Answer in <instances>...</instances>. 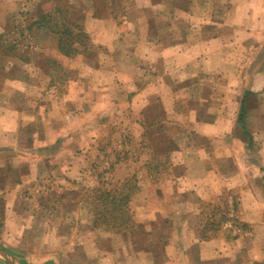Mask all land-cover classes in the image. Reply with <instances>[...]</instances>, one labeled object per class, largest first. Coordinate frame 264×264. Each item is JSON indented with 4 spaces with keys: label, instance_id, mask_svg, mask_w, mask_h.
I'll return each mask as SVG.
<instances>
[{
    "label": "crops",
    "instance_id": "crops-1",
    "mask_svg": "<svg viewBox=\"0 0 264 264\" xmlns=\"http://www.w3.org/2000/svg\"><path fill=\"white\" fill-rule=\"evenodd\" d=\"M133 1L129 10L115 21L112 12L107 13V10L115 8L116 4L113 5L112 1L107 0L103 6L104 10L99 8L105 12V15H102L104 12H100L101 17L88 13L83 18V27L88 31L89 25L111 26L115 33L109 40L103 42L98 37L95 39L96 44L105 45L110 51L113 49L110 46L111 41L119 40L122 36L124 39L125 35L129 36L132 32L138 35L140 31L137 26H147L143 29L147 32L148 43L145 52L148 57L147 79L152 83L133 84L132 89H128L126 93L125 101L121 103L130 105L137 119L140 118L141 121L145 118L149 119L146 127L156 124V121L167 123L172 113L174 119L188 122L187 126L179 124L184 130L178 134V137L187 138L183 141L190 144L194 150L198 172L189 175V171L186 170L187 172L177 176L168 175L160 182L163 186L162 189L159 188L160 192L159 189H154L153 185H146V192L141 191L142 193L139 194L144 195V199L140 203L136 202V199L132 202L137 222H148L151 225L152 222L161 221L165 223L164 225H169L168 235L163 239L164 241L158 239V241L162 240L159 255L158 251H155L154 240L152 244L147 242L141 245L140 236H137L139 233H113L93 226L88 206H85L84 210V231L80 230L81 226L76 222L71 226H62L61 222L59 224L51 222L54 216V220L57 221L59 211L57 206L52 209L50 206L42 205L41 196L28 191L32 186L27 192L17 190L26 189L25 185L29 181L34 180L37 185L40 183L42 178H38L37 172H33L35 174L33 179L17 176L19 183L6 182L0 175V183L5 185V190L0 193L5 210L1 220L0 233L3 235V242L2 245L0 244V250L9 255L7 258L0 256V264H264V65L246 64L247 54L252 52L251 47L243 50V54L238 51V55L235 49V42L238 40L246 44L247 39H251L246 38L250 30L243 28L241 24L252 17L255 20H264V0H243L240 5H236L238 3L236 0H219L227 5L226 21L218 15L220 7L215 8L214 4L205 0L194 2L188 0L184 4L185 9L181 12L183 14L195 12L194 26L197 27L193 29L195 33L178 32L177 26H173L164 33L153 31V36L149 32L152 27L151 20L142 14L134 15V12L138 9H141L138 12H142V9L150 10L153 6H157L165 9L166 13L172 10L176 15V7L172 6L171 0L169 2ZM251 5L253 10H250ZM11 6L12 4L8 2L0 4L2 14L0 16V96L6 98V88H18L14 89V92L16 90L19 92L16 91L17 93L14 94L21 98L22 104H33L34 100L38 103L44 91L47 89L45 92L47 94L49 86L55 84L44 83L48 73L45 71L47 65L40 57L42 50L27 45L25 50L21 51L20 47L19 52L13 54V45L4 42L8 41L5 35L10 31L6 28L7 25L11 21L17 23L12 18ZM131 8L135 11H131ZM24 9H29L28 4ZM215 19L230 26L226 35L213 32ZM251 22L249 20V24ZM237 25L240 26L238 29ZM204 26L211 33L205 34ZM87 31L85 32L88 33ZM91 39L93 41L92 37ZM189 40L190 43L191 41L195 43L193 47H188ZM226 40L234 43H231L227 50L222 49L223 53L230 54V59L225 58L227 61L221 68L219 47L221 42ZM161 41L167 42V45ZM198 42H206L208 50L211 46L212 52L209 54V51H205L203 45ZM55 49L52 50L51 57L65 59V56L58 53L57 48ZM114 55L126 57L122 50H117ZM71 60V58L65 59L69 72L72 70L69 66ZM243 63L247 65V70ZM136 66L139 67L137 64ZM99 70L103 68L100 67ZM167 71L175 84H179L178 88L176 85L167 84L166 81L162 83L159 80V75H164ZM171 72L174 74L170 75ZM221 72H227L228 76V80H223L226 81L223 90L220 88L221 85L216 83L220 79L207 84L201 80L209 74L217 78ZM14 73L20 75L14 76ZM156 76L158 83H155ZM34 77L37 80L36 87L42 91L37 95L23 89L25 86L23 81L28 78L33 80ZM120 84L118 79L115 80L117 87L121 86ZM76 85L78 81L69 79L64 85L66 91L61 96L53 97L62 101L71 100L72 96L73 98L82 96ZM55 88L57 89L56 86ZM121 89H124V86H121ZM161 89L162 95L158 93ZM241 89L251 93L245 100L247 120H245V129L241 128L243 132L237 124L238 116L235 114L243 97ZM177 90L185 91V96L188 98H179V96L176 98ZM188 91L197 93V100L194 101L197 107L194 109L190 107L189 102L186 104V101H190ZM252 100L257 104L254 107H251ZM173 101L177 103L176 109L173 107ZM7 102L5 106H16L8 99ZM157 103L160 108L159 116H152V109ZM5 108L3 109L6 110ZM199 109L201 112L197 114ZM18 111H20L18 118L21 116L20 119L27 123L22 116L28 114L29 110L19 108ZM31 111H34V108ZM47 111L48 109L38 108L33 114L37 119L39 114H47ZM46 120H49L47 129L42 130V133L37 131L35 136L40 139L47 134L51 136L50 143H54L64 125L58 127L59 122L45 118L41 120L39 127L43 126ZM140 120H136L138 125L145 127ZM74 133L76 132L71 131L65 135L73 136ZM85 133L89 135L88 130ZM83 147L82 150L89 153L90 143L88 145L85 143ZM120 147L122 146H119L118 150H121ZM183 152L182 147L171 150L170 155L175 158L174 165L184 163ZM59 161L60 158H57L55 165ZM66 165L64 176L68 179H74L71 174L76 173L77 170L85 171L83 170L85 168L81 169L82 166L75 161H70ZM24 174H27V171ZM145 182L144 178L141 180L139 178L140 186ZM8 185L11 187H7ZM13 186L15 187L12 188ZM187 193H193L195 197L188 196ZM69 197L70 199L61 198L75 204L77 199ZM218 206H220L219 216L213 215L214 208L218 209ZM31 212L36 213L35 217ZM66 212H73L76 217V214L81 216L80 208L76 206L70 210L66 209ZM174 216L177 218L176 221L172 220ZM67 236H72L74 239L69 242ZM159 256L162 259L158 260Z\"/></svg>",
    "mask_w": 264,
    "mask_h": 264
},
{
    "label": "rangeland",
    "instance_id": "rangeland-1",
    "mask_svg": "<svg viewBox=\"0 0 264 264\" xmlns=\"http://www.w3.org/2000/svg\"><path fill=\"white\" fill-rule=\"evenodd\" d=\"M110 1L113 2V5L116 4V7H113V10L108 8L107 13L112 12V18L115 21H118L120 17L129 10L130 5L134 3L133 0ZM152 1L163 2L164 0ZM165 1L169 2V0ZM171 1L172 6L176 7L177 9L176 13L180 15H175L172 10L170 11V13H166L165 9L163 10L161 7L157 6H153L152 9H150L151 11L148 9H142V12H138L141 11V9H138L137 12H134V15L139 16L140 14H142L151 20L150 22L152 24V27L149 30L151 36H153V31L155 33H164L166 29L170 30L169 27L173 26H177L178 32L180 31L182 33H195V31H193V29L197 28L196 26H194V23L196 22L195 12L193 11L189 14L188 12H184V14L183 12H181L182 9H185L184 4L188 0ZM189 1L194 2L196 0ZM205 1L214 4L215 8L220 7L221 9L218 12L220 14L218 15L223 17L226 21V15L228 14V12L225 10V7L227 5L219 0H213L214 3L212 0ZM7 2L12 4V18H14L17 23L14 24L13 21H11L7 25L6 28H8L10 31L5 35V38L8 41L4 42L9 45H13V54H15L17 51L19 52L20 47L22 49L21 51L25 50L27 45H29L28 47H34L38 50H42L43 53L40 54V56H44L43 54H48L50 57V62L48 64L46 63L47 66L45 68V71L48 74L45 77L44 83L46 85L53 82L57 89L55 88V86H49L48 93L45 94V92L47 91L46 89L44 91V97L42 96V98H40V102L36 103V101L34 100L35 103L33 104L21 103V98L17 96V94H14L19 92L18 90H16L17 92H14V89L18 88H6V98L0 96V167L3 166L2 168H0V175L5 178L6 182H12L14 178H17V176L25 179H33L35 175L34 173L37 172L38 178H42L40 183H38L39 181L37 182L38 185L33 180L29 181V183L25 185L26 189L19 188L17 190L21 192H27V189L32 186V188H30V190L28 191H32V194H35L36 196H41L40 199H42L40 200V203L42 205H44L45 207L50 206L52 209H55L57 206V211L59 210L58 216L56 217L57 221L54 220V216L53 219H51V222H54L56 224H59L61 222L62 226L75 225L76 222V224L81 226L80 230L84 231V210L86 209L85 206H88V204L86 203V201L82 202L81 200L80 202V198L82 196V198H85V190L97 186L108 187L110 185H114L121 178H123V176H131L133 172H137L136 177L137 179L140 178L141 180L142 173L138 169V167L140 166L139 162H143V160L147 156L153 154L155 156H159V158H156V160H165L164 154L166 152L168 155L166 157V163L168 165L166 175L169 176L175 174L177 176L182 173L184 174V172L187 171H189V175H193L198 172V170L196 169V166L198 165L196 163L197 159L194 150H192L190 144L183 141L187 138L178 137V134L184 130L179 124L182 123V126H187V121L184 120L180 122L177 119H174L175 116L172 113L169 116L168 121H166L167 123L156 121V124H152L150 125V127H146V125L148 124L147 120L149 119L145 118L146 120L144 119L142 121L140 120V118L137 119V115L133 113L131 106L127 104L123 105V103H121L125 101L126 93L128 92V89H132L133 84L135 85L138 83L147 85V83H152V81L147 79L149 75L147 73L148 57L145 52L147 51L148 43L146 34L147 32L143 31V29H146L145 27L147 26H137L140 31V34L138 35H134L132 32L129 36L125 35L124 39L122 36L119 40H114V42L111 41L112 44L110 46L113 49L110 51L106 49L105 45H102L100 43L96 44L97 42H95V39L96 37H98L103 42L109 40V38H111V35L115 33L112 31L113 29L111 28V26L109 27V25L105 24H100L98 26L96 25V27L89 25L88 31L83 27L84 32H88L87 35H93L91 36L93 38V41L91 37L88 36L87 50H85L86 53L83 56L71 58L72 60L69 62V66L72 67V70L68 74V76H64V73L61 72L68 71V66L65 64L66 62H63L62 59L57 60L56 62L55 58L51 57V54L53 52L52 50H56L55 48L57 44V37L45 28H41L38 30L34 28L32 30L26 31L25 27L28 22L23 21L22 23V18H25L26 20L29 17L38 16V14L42 13V11L45 12L48 10H52L54 8L53 6L56 4H69V10H71V6H73L75 9L71 10V12L74 13L70 17L72 20H74L78 15L81 17L83 16L84 18L88 13L94 14L93 16L99 15L101 17L102 15H105L103 6L107 2V0H4L3 2H0V4H5ZM236 2H238L236 5H240L243 0H236ZM25 3L29 6L28 10L24 9L26 5ZM36 5L37 9L35 8ZM99 8L103 10H100ZM78 10H81L83 14H78ZM250 10H253V5L250 6ZM25 11L29 12L28 17H26V15H20V12ZM131 11L135 10L131 8ZM167 11L169 10L167 9ZM100 12L104 13L101 15ZM0 16H2L1 11ZM83 20L84 19H82V21ZM249 20L252 21L250 24ZM249 20L246 19L245 23L241 24V26L250 30L248 32V37L246 35L245 36L246 38L250 37L251 39H247L246 44H244V42H239V40L235 42L237 55L239 54L238 51H241L240 53L243 54V50L251 47L252 52L247 54L246 64L249 65V63H252V65H254L255 63H261L262 65H264V20H255V18L253 17ZM216 22H214L213 32L219 33L220 35L225 34L230 26H228L227 24L219 23L218 21ZM236 27L238 29L240 26L237 25ZM205 28V34L211 33V31L207 27ZM21 29H23L22 32L20 31ZM21 34L23 35V38L20 37ZM116 34H118L117 31ZM161 43H165L167 45V42L165 41H161ZM199 43L201 42H198V44ZM231 43L234 42H228L227 40L221 42V45L219 47L221 48L219 58V66H221V68L227 61L225 60V58L230 59V54H228V52L223 53L222 49L224 48L225 50H227L228 46H230ZM201 44L203 45V49L205 51L208 50L206 42H202ZM192 45H195L193 41L188 44V47H193ZM117 50H122V52L126 54V57L114 55L116 54ZM208 51L209 54L210 52H212L211 46H209ZM53 64L56 67L53 71H50ZM136 64L139 65V67L136 66ZM247 65H243L246 70ZM97 66L99 68L102 67L103 70H99ZM171 74H174V72H171L170 75ZM18 75L20 74L14 73V76ZM133 76L135 78H133ZM159 78L162 83L166 81L167 84L169 83L176 85L177 88L179 86V84H175V82L169 77L168 71L165 72L164 75H159ZM69 79H73L76 82L78 81L76 89L82 92V96H75L74 98L72 96L71 100L65 99L62 101H58V99L54 97L55 95L61 96L63 92H65L64 84ZM117 79L121 82L120 85L124 86V89H121V86L117 87L115 85V80ZM201 80L205 84L216 82L217 80H219V82L216 83L220 84V88L221 90H223V86L226 84V81L223 80H228V76L227 72H221V74H219V77L217 78L209 74V76H204V78H202ZM23 83L25 84V86L23 87L25 91L31 92L34 95L42 92L40 91L39 87H36L37 80L35 77L33 78V80L31 78H28L27 80L25 79ZM155 83H158V76H156L155 78ZM177 91L178 92L176 98L178 96L179 98L187 97L185 96V91ZM188 92L190 101H186V104L189 102V105H191L190 107L194 109L197 107L194 102L197 100V93L190 91ZM241 92H243L244 94L245 90L243 91L241 89ZM158 93L162 95L163 90H159ZM7 99L10 103H15L14 105L16 106H5V103H8ZM173 102V107L174 109H176L175 107L177 103H175V101ZM256 105L257 104H255L254 100H252L251 107H254ZM4 107H6L7 109L5 108L6 110H4ZM180 107H178V109ZM19 108L29 110L28 114L25 113L22 116V119L26 120L27 123L20 119L21 116L18 118L20 113V111H18ZM33 108L34 111H31ZM38 108L45 110L48 109V111L47 114H39L36 119L33 112H36ZM159 109L160 108L157 103L156 106H154V108L152 109V116H159ZM201 109H199L197 114L201 112ZM235 114L238 116V109ZM45 118H50V120L52 119L53 122H59L58 127L64 125L61 133L58 137H56V139H59L58 143H50L51 136L47 134L40 139L36 138L35 135L37 131H40V133H42V130L44 131L45 129H47L49 125V120H46L45 124L39 127V125L42 123L41 120ZM136 120H140L141 123L145 124V127H143L142 125L139 126ZM245 120H247V112L244 118V125ZM237 124L241 130V126L238 121ZM87 130L89 135L85 133V131ZM71 131L76 132L73 134L74 137L71 135H65L67 132ZM241 131L243 132V130ZM101 135L104 136V139L102 140V142H99V136ZM124 138L128 140L125 142V147L122 145V140H124ZM246 140L248 141L247 137ZM107 141L110 144L113 143V146H111L113 149L118 150L119 146H122L120 147V149L121 151L126 150V154L123 155L120 159H116L117 157L114 151L110 152V149L108 150L105 148L104 144ZM193 141L195 142V140ZM85 143L86 145L90 143L89 153H85L82 150L84 149L83 145ZM195 144L197 143L195 142ZM178 147H182L184 149V152L182 153L184 163L182 165H174V156L173 158L171 157V155L169 157V154H171V150ZM57 158H60V161L55 165L54 162ZM170 160H172V162H170ZM70 161H75L77 164L82 166L81 169L85 168L83 169L85 170L83 172L77 170L76 173H72L71 175L74 179H68L64 176V172L66 171L65 167L67 166L66 164H68ZM26 171L27 174H24ZM31 182L32 184H30ZM152 185L154 189L156 188V190H158L159 188L162 189L163 187L158 181H156ZM142 186L146 187V182ZM14 187L15 186H13L12 188ZM144 187L142 192H146L147 188ZM160 189L158 192H160ZM187 194L188 196L195 197L193 193ZM158 195H160V193H158ZM69 196L75 197L77 199L75 204H73L72 202H67V200H62V198L70 199ZM135 199L136 202L138 201V203H140V201L144 199V195H137ZM71 204L73 205L71 206ZM73 206L80 208L81 216L79 214H76V217L73 212H66V209L70 210V208H72ZM32 215L33 217H35L34 215H36V213H33ZM172 220L176 221L177 218L174 216ZM139 224L142 225V232L137 234V236H140L141 245L143 243L147 244V242H150V244H152L151 242L152 240H154L155 243L153 245L156 246L155 251H158L157 254L159 255V246L161 245L162 240L165 239L168 235L169 225H164L165 223L161 221L152 222L153 225H150L148 222ZM67 237H69L67 239L69 242H71V239H74L72 236ZM159 238L162 240L158 241ZM2 242L3 235L0 233L1 245ZM13 247H15V245ZM157 259L159 260L162 258L159 256Z\"/></svg>",
    "mask_w": 264,
    "mask_h": 264
},
{
    "label": "trees",
    "instance_id": "trees-1",
    "mask_svg": "<svg viewBox=\"0 0 264 264\" xmlns=\"http://www.w3.org/2000/svg\"><path fill=\"white\" fill-rule=\"evenodd\" d=\"M70 5L56 4L54 5L52 10H48L42 13H39L38 16L29 17L25 20L22 18V21H29L26 24V31L32 29H41L45 28L51 33H53L57 37V52L67 58L80 57L83 56L87 50V41L88 35L83 30V16H77L74 20L70 17L72 16L71 10L75 9L73 6L71 10ZM37 9V8H36ZM40 10V9H39ZM78 14L82 15L83 12L78 10ZM29 12H20V15H26L28 17ZM56 18V19H55ZM20 19V18H19ZM21 32L23 29L20 30ZM21 38L23 35L21 34ZM79 54V55H78ZM44 56H40L42 61L46 64L50 62V57L48 54H43ZM55 61L60 60L59 57H54ZM65 59H62L65 62ZM52 63V62H51ZM66 64V63H65ZM52 71L56 66L54 64L51 66ZM64 76H68L69 71H62ZM65 85V84H64ZM66 91V89H65ZM251 93L245 91L243 97L240 101L239 106V114H238V122L240 123L241 128L244 130V118L246 116V106L245 100ZM104 136H99V142H102ZM57 139L54 143L58 142ZM128 141L124 138L122 140L123 146L125 147V142ZM104 143V142H103ZM106 149H110L109 151H114L116 155V159H120L123 155L126 154L124 150L113 149V143H109L108 141L104 144ZM111 147V148H110ZM109 152V153H110ZM163 154V153H162ZM165 160H156L159 156H155L153 154L147 156L143 162H139L140 166L138 167L139 171L142 173V179L144 178L146 181V185L153 184L156 181L161 182L168 175L167 174V161L166 157L168 156L165 152ZM170 157V154H169ZM115 159V161H116ZM172 162V160H170ZM137 172H133L130 175L123 176L116 184L106 186H97L91 189L85 190V198H80V202L82 200L86 201L88 204V208L90 211V216L92 220V225L95 227H99L108 232L113 233H140L142 225L137 222V217H135L132 202L133 200L141 193L144 186H140L136 177ZM129 176V177H127ZM149 179V180H148ZM19 183L20 181L14 178L13 182ZM15 182V183H16ZM7 187H11L8 185ZM5 185L0 183V193H3L5 190ZM146 188V187H144ZM90 193V194H89ZM0 194V230L2 229V222L4 215V201ZM219 207L214 208L215 212H212L213 215L219 216Z\"/></svg>",
    "mask_w": 264,
    "mask_h": 264
},
{
    "label": "water",
    "instance_id": "water-1",
    "mask_svg": "<svg viewBox=\"0 0 264 264\" xmlns=\"http://www.w3.org/2000/svg\"><path fill=\"white\" fill-rule=\"evenodd\" d=\"M0 256H2L4 258L9 257V255L6 252H4L3 250H0Z\"/></svg>",
    "mask_w": 264,
    "mask_h": 264
}]
</instances>
